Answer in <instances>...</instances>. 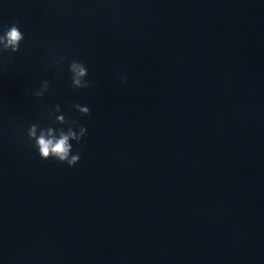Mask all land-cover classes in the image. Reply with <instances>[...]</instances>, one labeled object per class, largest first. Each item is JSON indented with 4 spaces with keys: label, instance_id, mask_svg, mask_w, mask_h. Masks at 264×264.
<instances>
[{
    "label": "clouds",
    "instance_id": "clouds-1",
    "mask_svg": "<svg viewBox=\"0 0 264 264\" xmlns=\"http://www.w3.org/2000/svg\"><path fill=\"white\" fill-rule=\"evenodd\" d=\"M24 34L21 32L18 24H11L0 29V56L4 53L15 54L20 51L21 42L24 40ZM57 66L65 63L63 56L55 59ZM68 71L71 73V86L74 89H88L91 85L85 78L88 76L87 67L78 61L68 63ZM122 82L127 81V76H121ZM50 89V84L47 79L40 82L38 90L32 91L31 95L42 99ZM82 116L91 114L88 106L80 104L72 105ZM62 112L61 105L55 104L53 110L48 113L51 117L55 115L54 123L65 125L68 127L65 130L63 127L55 128L52 126L42 127L38 122L32 123L26 130L27 138L32 143V146L37 149L38 155L42 160L55 159L56 161L67 164L68 167H74L81 159L79 151L73 154L72 141L79 144L87 135V128L83 125L79 126L78 131L75 130V121H70Z\"/></svg>",
    "mask_w": 264,
    "mask_h": 264
}]
</instances>
